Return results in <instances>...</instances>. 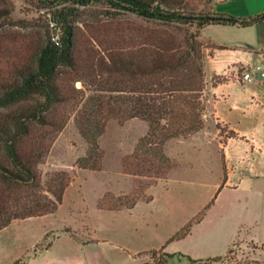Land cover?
I'll use <instances>...</instances> for the list:
<instances>
[{
	"label": "rangeland",
	"instance_id": "rangeland-1",
	"mask_svg": "<svg viewBox=\"0 0 264 264\" xmlns=\"http://www.w3.org/2000/svg\"><path fill=\"white\" fill-rule=\"evenodd\" d=\"M220 1L185 0L197 12H210L212 3L218 11L239 10L242 2ZM52 11L51 0H0V93L36 65L50 35H61ZM78 13L74 29L80 60L60 78L69 91L62 86L64 102L46 114L50 125L34 127L52 139L38 163L39 194L55 197L50 179L56 171H66L70 182L54 213L15 219L14 229L0 234V264H161L165 259L170 264H264V226H249L262 216L261 200L223 187V142L233 133L217 120L211 93L222 76L207 83L210 101L203 128L164 143L169 168L153 153L152 164L143 165L146 120L116 116L107 120L98 150L90 155V164L99 168L81 165L90 144L77 124L79 110L88 96L112 93L107 81L115 49L132 50L130 44L142 39L144 28L156 24L103 1L80 6ZM215 28H202L204 69L205 51L215 46L207 38ZM246 70L251 69L240 68V73ZM232 92L238 93V87ZM33 103L0 108V126ZM135 201L141 203L127 209ZM163 246L174 256L165 255Z\"/></svg>",
	"mask_w": 264,
	"mask_h": 264
},
{
	"label": "trees",
	"instance_id": "trees-1",
	"mask_svg": "<svg viewBox=\"0 0 264 264\" xmlns=\"http://www.w3.org/2000/svg\"><path fill=\"white\" fill-rule=\"evenodd\" d=\"M99 1L115 11H129L156 25L144 28L142 39L130 44L132 50L123 52L121 46L120 50L115 49L108 68L111 81H107L111 86L107 90L112 93L88 96L77 114L80 132L90 144L88 156L79 161L83 167L93 169L99 166L90 164V155L98 150V139L107 120L115 116L146 120L149 133L141 143L146 149L141 157L143 165L152 164L153 158L149 157L153 153L169 168L164 143L170 138L195 133L205 123L210 100L205 96L202 28L210 24L249 26L264 20V12L250 17L197 12L185 0H51L52 19L61 28V35H50L39 51L36 65L28 67L0 93V108L34 101L26 110L8 115L0 126V230L15 219L54 213L62 202L70 182L66 171H56L50 179L54 198L38 192L41 189L38 163L49 150L52 139L47 141L34 127L50 125L46 114L64 102L69 89L60 82L61 75L64 70L77 67L81 52L74 21L80 6ZM214 47L224 48L217 44ZM224 80L222 77L213 85ZM230 131L232 136L237 135ZM160 134L161 140L155 141L154 137ZM146 143L153 146L149 148ZM52 186L57 187L52 190ZM135 204L136 201L126 207ZM162 250L168 257L174 256L164 246ZM161 264L170 263L165 259Z\"/></svg>",
	"mask_w": 264,
	"mask_h": 264
},
{
	"label": "crops",
	"instance_id": "crops-1",
	"mask_svg": "<svg viewBox=\"0 0 264 264\" xmlns=\"http://www.w3.org/2000/svg\"><path fill=\"white\" fill-rule=\"evenodd\" d=\"M241 1L239 10L218 11L212 3L209 11L226 12L238 17L264 12V0ZM213 25L219 28L210 32L207 39L224 48L214 47L212 52L205 51L206 81L210 82L214 76L226 78L215 86L212 85L211 93L215 95L213 111L222 125L237 134L227 137L223 142V163L226 167L223 187L239 189L242 193L261 200L262 216L249 225L260 228L261 225L264 226V76L258 75L256 71L255 76L244 80L240 68L254 70L257 65H261L264 71V20L249 26ZM201 38H204L202 30ZM235 87L239 89L236 94L232 92ZM139 203L141 202L127 209L132 210ZM14 223L13 221L1 229L0 234L14 229Z\"/></svg>",
	"mask_w": 264,
	"mask_h": 264
},
{
	"label": "built area",
	"instance_id": "built-area-1",
	"mask_svg": "<svg viewBox=\"0 0 264 264\" xmlns=\"http://www.w3.org/2000/svg\"><path fill=\"white\" fill-rule=\"evenodd\" d=\"M256 71L258 75L264 76V71L262 70L261 65H257L254 70H246L245 72H243V79H251L253 76H255L254 72Z\"/></svg>",
	"mask_w": 264,
	"mask_h": 264
}]
</instances>
